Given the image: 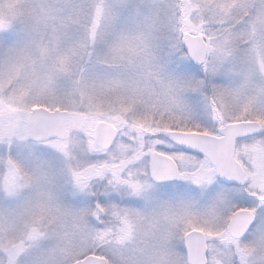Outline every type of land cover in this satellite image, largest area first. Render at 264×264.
Listing matches in <instances>:
<instances>
[{
  "label": "snow or ice",
  "instance_id": "obj_1",
  "mask_svg": "<svg viewBox=\"0 0 264 264\" xmlns=\"http://www.w3.org/2000/svg\"><path fill=\"white\" fill-rule=\"evenodd\" d=\"M0 264H264V0H0Z\"/></svg>",
  "mask_w": 264,
  "mask_h": 264
}]
</instances>
